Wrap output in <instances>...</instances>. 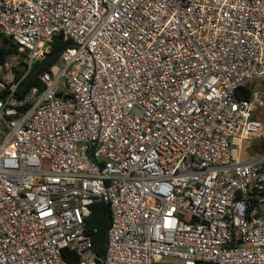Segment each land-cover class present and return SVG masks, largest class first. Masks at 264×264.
I'll list each match as a JSON object with an SVG mask.
<instances>
[{
    "label": "built area",
    "instance_id": "built-area-1",
    "mask_svg": "<svg viewBox=\"0 0 264 264\" xmlns=\"http://www.w3.org/2000/svg\"><path fill=\"white\" fill-rule=\"evenodd\" d=\"M0 264H264V0H0Z\"/></svg>",
    "mask_w": 264,
    "mask_h": 264
},
{
    "label": "trees",
    "instance_id": "trees-1",
    "mask_svg": "<svg viewBox=\"0 0 264 264\" xmlns=\"http://www.w3.org/2000/svg\"><path fill=\"white\" fill-rule=\"evenodd\" d=\"M2 37L3 40L0 45L1 66H4L10 58L15 55H19L24 58V54L19 52L18 45L12 42L9 38L5 36ZM69 45V42H65L62 37H59L47 59L41 63H36L28 74H26L25 71V62H20L19 66L16 68V79L17 81H20L18 91L16 93L18 100H23L34 87H38L40 90H43V85L40 80L41 74L48 72L52 66L59 64L62 52ZM252 92L253 88L251 84L250 86L242 87L238 92V96L242 99H250ZM6 93V90H0V100L4 98ZM253 118L264 124V116L262 112L258 111V114H255ZM261 148L264 152V142L261 144ZM262 157H264V155H262ZM110 225L111 215L108 205L103 203L94 205L92 208V214L87 220V229L90 233H92L94 250L100 259L98 261L99 264H102L101 261L106 255V243ZM64 256L66 259L68 257L69 264H76L78 262V258L70 251H65Z\"/></svg>",
    "mask_w": 264,
    "mask_h": 264
},
{
    "label": "rangeland",
    "instance_id": "rangeland-1",
    "mask_svg": "<svg viewBox=\"0 0 264 264\" xmlns=\"http://www.w3.org/2000/svg\"><path fill=\"white\" fill-rule=\"evenodd\" d=\"M3 37L0 35V45L2 43ZM24 62V58L22 56H17L15 61H14V66L18 67L20 62ZM4 74V72L0 73V79L2 77V75ZM252 88L255 91H259L260 93H262L263 97H264V82L263 81H259L256 80L252 83ZM258 111L262 112L263 116H264V108L260 109L258 108ZM258 111L256 113H254V115L258 114ZM264 142V137H262V139L257 140V141H249L246 142L244 145V152H243V158L250 160L253 158H259L262 157V155H264V152L261 148V144ZM263 214H264V208H263Z\"/></svg>",
    "mask_w": 264,
    "mask_h": 264
}]
</instances>
